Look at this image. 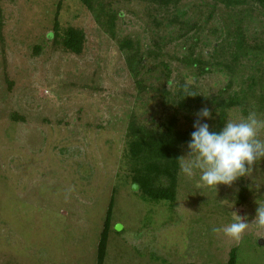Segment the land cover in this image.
Returning a JSON list of instances; mask_svg holds the SVG:
<instances>
[{
	"label": "rangeland",
	"instance_id": "obj_1",
	"mask_svg": "<svg viewBox=\"0 0 264 264\" xmlns=\"http://www.w3.org/2000/svg\"><path fill=\"white\" fill-rule=\"evenodd\" d=\"M105 1L122 13L117 40L98 29L78 0H0V264H97L112 196L113 230L103 264H226L233 249L236 264H264V225L254 222L257 207L264 206V159L250 175L217 190L203 186L199 173L188 178L179 168L168 202L144 201L124 160L131 113L147 126L168 115L157 116L164 109L160 95L172 92L188 70L174 55H188L183 33L194 25L219 44L218 60L237 50V30L245 38L241 51H252L226 79L216 71L203 75L195 93L213 100L235 78L221 94L225 99L234 92L243 101L228 111L225 123L253 111L264 119V5L181 0L177 8H161L149 0ZM179 9L184 24L165 27ZM69 27L85 36L80 55L62 48ZM154 37L169 62L171 85L163 67H153L159 60L146 59L134 78L117 48L123 38L144 47ZM203 108L211 113L214 106L178 114V128L194 129ZM217 119L211 115L204 122L212 128ZM186 154L184 147L180 157ZM233 213L252 223L239 241L212 231L233 222Z\"/></svg>",
	"mask_w": 264,
	"mask_h": 264
},
{
	"label": "trees",
	"instance_id": "obj_2",
	"mask_svg": "<svg viewBox=\"0 0 264 264\" xmlns=\"http://www.w3.org/2000/svg\"><path fill=\"white\" fill-rule=\"evenodd\" d=\"M83 6H85L94 16L95 23L99 30H102L111 39L117 40L116 26L119 19L122 17V13L116 12L108 2L105 0H78ZM148 1V0H146ZM151 3L155 2L156 5L161 8L172 5L173 8H177L181 0H149ZM227 8L239 5L243 3L242 0H219ZM260 5H264V0H254ZM59 7H57L58 12ZM183 9H179L174 15L166 19L165 27H170V24H184L179 19L182 15ZM153 21L158 26L156 19ZM2 19L0 16V36H1ZM59 30L57 23V13L54 18V24L51 31V35L56 37ZM84 34L80 29L72 27L67 28L62 37V48L67 52L74 55H80L83 51ZM157 39V37H154ZM185 39V45L187 50V56L181 58L174 55V59L183 67H187L188 70L181 72L179 85L173 88L172 92L163 90L162 98L164 100V109L157 112L158 118H162L165 113L167 116L163 117L161 121L155 122L154 125L147 126L145 122L140 119L135 112H132L126 130V151L124 154V160L126 163L132 165L129 174H132V184H136L139 195L144 201L150 202H162L172 201L174 199L173 185L175 178L179 172L180 155L184 147H187V143L190 139L191 133L194 129L180 130L178 128V114L188 113L192 114L202 108L205 104H211L214 106L211 115L218 114V119L214 126L210 130L219 131L227 119V113L229 110L235 107H240L243 99L236 93H231L227 98H223L224 92L232 88L235 78L228 80L227 85L221 89V93L215 95L213 100L207 101L204 97L195 93L197 83L203 75L209 72L216 71L224 79L235 74L236 70L240 67V60L248 57L250 53H244L241 51L245 38L242 32L237 30V35L234 37L233 45L237 50L233 51L228 56L222 54V59H217V53L219 44L214 46V42L211 41L209 36L205 35L200 26L194 25L187 29L183 33ZM1 39V38H0ZM153 39L150 46L144 45L135 46L128 38L118 40L117 48L120 52L125 53L126 66L134 78H137L141 68L144 67L146 59H152L158 61V64H154V68L157 70L158 65L163 67L166 76L165 84L171 85L168 81L170 76V69L168 61L164 60L165 54L163 53L161 44L158 39ZM169 40V39H168ZM232 43L230 44V46ZM212 47V50L209 49ZM209 52V53H207ZM173 59V60H174ZM217 59V60H215ZM167 62V63H166ZM184 67V68H185ZM189 75H187V73ZM251 83L248 88H254L253 77H249ZM141 81L138 82L140 84ZM170 95V99L167 97ZM158 107V106H156ZM172 109V110H171ZM159 110V109H158ZM174 110V111H173ZM171 111V112H168ZM161 113V114H160ZM162 179L168 182V185L162 186ZM171 183V185H170ZM115 193V190H114ZM114 196L111 197L109 205L106 211L105 219L103 221L102 231L100 233L99 242L97 245V264H103L108 236L113 230L112 222V210H113ZM235 249L230 251L229 259L226 264H236Z\"/></svg>",
	"mask_w": 264,
	"mask_h": 264
},
{
	"label": "clouds",
	"instance_id": "obj_3",
	"mask_svg": "<svg viewBox=\"0 0 264 264\" xmlns=\"http://www.w3.org/2000/svg\"><path fill=\"white\" fill-rule=\"evenodd\" d=\"M196 116L187 154L178 158L180 171L188 178L199 173L203 186L217 190L218 185L230 186L250 175L252 166L264 159V139L261 138L264 119L255 111L238 121L226 122L219 131L210 130V125L204 122L211 119L208 108L201 109ZM220 202L232 207L228 200ZM233 214V222L212 231H223L226 237L239 241L252 223L249 224L246 217ZM254 222L264 225V206L257 207Z\"/></svg>",
	"mask_w": 264,
	"mask_h": 264
},
{
	"label": "water",
	"instance_id": "obj_4",
	"mask_svg": "<svg viewBox=\"0 0 264 264\" xmlns=\"http://www.w3.org/2000/svg\"><path fill=\"white\" fill-rule=\"evenodd\" d=\"M132 189L135 190V189H136V186L134 185V186L132 187ZM116 229L119 230V229H120V226L117 225V226H116ZM259 244L262 245L263 242L260 240V241H259Z\"/></svg>",
	"mask_w": 264,
	"mask_h": 264
}]
</instances>
